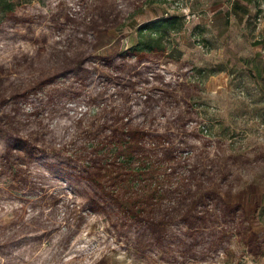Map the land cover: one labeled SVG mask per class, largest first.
<instances>
[{
	"label": "rangeland",
	"instance_id": "obj_1",
	"mask_svg": "<svg viewBox=\"0 0 264 264\" xmlns=\"http://www.w3.org/2000/svg\"><path fill=\"white\" fill-rule=\"evenodd\" d=\"M11 1L15 18L0 25L5 127L47 146L44 129L32 127L45 115L50 130L66 135L49 152L99 168L115 157L102 145L105 129L140 126L147 141H166L154 155L172 169L160 175L174 193L162 209L185 210L165 229L128 226L88 208L66 182L33 195L30 180L0 156V231L27 223L42 236L26 222L32 214L60 226L23 264H264V0ZM173 16L184 27L170 35L167 54L118 59L137 28ZM53 74L61 77L21 101L15 115L13 94ZM187 217L204 219L191 253L156 245V235L179 239ZM221 235L229 244L219 252Z\"/></svg>",
	"mask_w": 264,
	"mask_h": 264
},
{
	"label": "trees",
	"instance_id": "obj_2",
	"mask_svg": "<svg viewBox=\"0 0 264 264\" xmlns=\"http://www.w3.org/2000/svg\"><path fill=\"white\" fill-rule=\"evenodd\" d=\"M16 4L11 0H0V19L2 25L10 17L15 18ZM184 27V20L181 17L173 16L169 18H160L150 21L137 28L136 42L125 53L121 54L118 59H135L138 62H144L150 56H160L168 53V39L172 33L180 32ZM0 70H4V66L0 64ZM261 75V71H258ZM61 77L58 74L49 75L41 83L34 84L33 87H26L23 91L13 94V102L15 103L12 111L19 117V103L28 99L33 93L40 92L48 85L54 84L56 79ZM0 98V103L7 104V100ZM37 102V100H35ZM68 111H65L67 115ZM117 121L120 122V115ZM39 118L32 125L33 130L44 129L42 143L48 144V147L54 148L58 145V140L63 141L66 135H60L59 131L50 130V122L46 121V116ZM81 124L74 121L73 126ZM75 128L71 127L73 133ZM110 133V137L102 143L104 148L108 149L109 155L113 154L110 160L106 159L103 167H83L80 158L72 159L60 153L49 152L47 146L40 147L38 142L32 143L29 139H25L20 130H12L5 127V119H0V156L14 165L18 169V177L24 180L25 184L32 186L33 195H37L41 188H53L55 185L66 182L76 191V193L84 198L88 208L102 209L108 215L111 213L112 218L116 217L119 222H128V226H140L146 224L152 231L167 227L172 221H179V215L185 212L179 205L175 209L163 210V203L172 197L171 189H166L165 181L160 180L162 172L167 174L169 178L172 170L166 166V162L162 159L154 161V155L161 156L158 146H163L159 136H151L155 142H149L150 134L144 132L140 126L121 128L107 127L105 129ZM69 128H67L66 134ZM106 143H108L106 145ZM163 143V142H162ZM112 145L114 149H112ZM153 147V148H152ZM163 152L168 151L167 148H161ZM167 149V150H166ZM107 156V155H106ZM103 163V161H101ZM101 162L98 163L101 164ZM19 164V165H18ZM30 164V166H28ZM28 166V167H26ZM141 183L144 185L142 186ZM174 186V183H171ZM136 185L143 188L139 189ZM121 193L117 194L116 191ZM174 191V190H173ZM209 198V197H208ZM207 198V199H208ZM182 204L185 202L182 201ZM157 220H159L157 222ZM204 219L198 217H187L181 222L183 228L180 230V238L171 239L167 235H156L157 246L166 248V245L175 252L181 254L191 253L193 247L198 244L200 229L203 228ZM37 224L36 232L41 228L44 234L32 235L26 231L25 224H20L16 230L0 231V253L8 258V264H23L36 253L35 245L43 240V236L53 235L59 229V224L48 223L43 221L37 215L32 214L26 222ZM200 222V223H199ZM177 225V224H176ZM175 225V226H176ZM44 226V227H43ZM164 227V229H165ZM28 228V227H27ZM182 235L185 239H182ZM216 242L217 251L226 250L229 241L225 235H221ZM162 243V244H160ZM155 245V246H156ZM178 250V251H177ZM216 251V252H217Z\"/></svg>",
	"mask_w": 264,
	"mask_h": 264
},
{
	"label": "crops",
	"instance_id": "obj_3",
	"mask_svg": "<svg viewBox=\"0 0 264 264\" xmlns=\"http://www.w3.org/2000/svg\"><path fill=\"white\" fill-rule=\"evenodd\" d=\"M249 16H250V15H246V20H248ZM230 18H231V17H230ZM228 19H229V18H228Z\"/></svg>",
	"mask_w": 264,
	"mask_h": 264
}]
</instances>
